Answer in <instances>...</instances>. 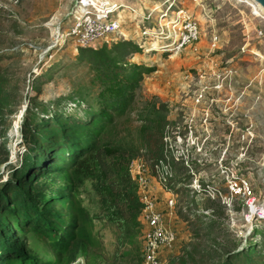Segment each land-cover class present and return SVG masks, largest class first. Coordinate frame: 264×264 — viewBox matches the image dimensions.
I'll return each instance as SVG.
<instances>
[{
    "label": "rangeland",
    "instance_id": "1",
    "mask_svg": "<svg viewBox=\"0 0 264 264\" xmlns=\"http://www.w3.org/2000/svg\"><path fill=\"white\" fill-rule=\"evenodd\" d=\"M106 1L84 7L94 13ZM79 2L0 0V185L21 167L26 151L21 135L28 122L98 110L101 84L94 53L119 58L145 69L129 114L116 119L117 129L107 140L129 135L135 142V129L144 120L162 116L174 180L181 185L196 178L201 189L193 195L178 188L187 217L175 209L179 218L170 225L176 240L161 264H213L215 252L236 253L249 244L255 245L252 261L261 264L264 218H247V199L232 194L229 181L232 174L247 180L254 206L264 211V16L248 0H121L110 16L118 19V29L82 46L68 35ZM180 10L185 15L178 17ZM193 27L196 36L183 43ZM125 42L137 50L128 47L124 55L128 48L118 45ZM77 98L83 100L79 107ZM140 158L137 154L128 162L129 176L132 162ZM63 178L47 180L43 191L54 192ZM151 192L164 212L167 195L157 187ZM64 193L70 195L64 208L78 219L76 253L61 255L43 237L21 234L40 264H142L141 208L135 218L126 217L121 230L104 218L93 181ZM245 256L238 255L235 264H244Z\"/></svg>",
    "mask_w": 264,
    "mask_h": 264
},
{
    "label": "trees",
    "instance_id": "2",
    "mask_svg": "<svg viewBox=\"0 0 264 264\" xmlns=\"http://www.w3.org/2000/svg\"><path fill=\"white\" fill-rule=\"evenodd\" d=\"M131 45L125 42L118 46L124 49ZM124 53L127 55L129 48ZM94 54V69L101 84L97 94L100 108H88L74 118L50 114L46 119L28 122L27 132L21 135L26 147L21 167L0 185V264H40L21 237L27 232L43 237L53 250L73 258L78 246V219L64 208L70 197L64 192L73 193L89 180L94 182L104 218L122 230L126 217L135 218L141 208L127 171L128 162L137 154L144 161L160 160L166 155L162 116L144 120V126L135 129V142L129 135L118 137V131L113 134L118 137L115 142L107 140L106 136L117 129L116 119L129 114L133 89L145 68ZM82 101L77 98L75 106ZM60 175L64 176L62 186L44 192L46 181ZM39 190L41 196L35 197ZM254 251L255 245L251 244L236 253L223 249L215 252L213 264H235L241 254H246L244 264H258L250 257Z\"/></svg>",
    "mask_w": 264,
    "mask_h": 264
},
{
    "label": "built area",
    "instance_id": "3",
    "mask_svg": "<svg viewBox=\"0 0 264 264\" xmlns=\"http://www.w3.org/2000/svg\"><path fill=\"white\" fill-rule=\"evenodd\" d=\"M81 2L82 0H80L79 3ZM105 3L106 2L100 4L97 9L94 8V13L88 12L87 10V12L80 17H76L68 35L74 36L82 46H90L113 34L118 29L119 22L114 21L118 19L110 16H112L120 6L118 5L112 14L107 11H105V13H99L98 9ZM86 5H91L93 7L95 4H84V6ZM181 12L184 14V12L180 10L177 13L178 17ZM187 29L189 30H186L182 38L184 40L183 43L189 41L191 37L196 36V28ZM163 142L166 147V155L163 159L144 161L143 158H140L138 159L140 161L132 162L131 164L130 179L136 187V193L141 205L142 220L145 226L143 232L142 264H161L163 253L166 250H170L173 246L176 240V234L170 225V220L179 218L176 217L178 214L175 213V209L178 208L181 210L180 217H187L184 213V206L179 202L180 196L177 194L178 188L182 185V187L190 189V193L193 195L201 192L196 178H193L188 184L180 185L175 182L172 176V167L170 165L171 159L167 155V139L164 137ZM152 187H157L160 193L167 195V199L164 202V212L157 207V198L155 194L153 195V192H151ZM229 189L232 194L242 195L247 199L246 206L249 208V215L247 218H250L254 214H256L258 218H264V211H258L254 206L255 198L247 180L236 176V174H232L229 181ZM178 204L180 206H178ZM254 207L256 208L255 211L252 210Z\"/></svg>",
    "mask_w": 264,
    "mask_h": 264
},
{
    "label": "bare ground",
    "instance_id": "4",
    "mask_svg": "<svg viewBox=\"0 0 264 264\" xmlns=\"http://www.w3.org/2000/svg\"><path fill=\"white\" fill-rule=\"evenodd\" d=\"M121 0H112L111 3H108V0L106 1L105 4H103L99 9L98 12L99 13H105V11H107L108 13L112 14L114 12V8H116L121 2ZM92 4L94 3L93 0H82L81 3H79V9L78 12L76 13V17H80L82 14H84L85 12H87V9H85L84 4ZM247 3H250L251 5H253L252 7L254 8V11L263 15L261 12V9L256 5V4H252L249 0ZM254 12V13H255ZM264 16V15H263Z\"/></svg>",
    "mask_w": 264,
    "mask_h": 264
},
{
    "label": "water",
    "instance_id": "5",
    "mask_svg": "<svg viewBox=\"0 0 264 264\" xmlns=\"http://www.w3.org/2000/svg\"><path fill=\"white\" fill-rule=\"evenodd\" d=\"M252 4H256L264 15V0H249Z\"/></svg>",
    "mask_w": 264,
    "mask_h": 264
}]
</instances>
